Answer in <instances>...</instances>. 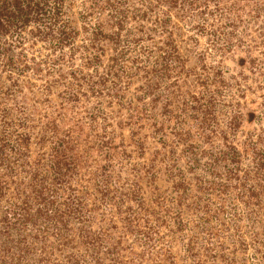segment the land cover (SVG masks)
Returning <instances> with one entry per match:
<instances>
[{"label":"rangeland","instance_id":"374dc122","mask_svg":"<svg viewBox=\"0 0 264 264\" xmlns=\"http://www.w3.org/2000/svg\"><path fill=\"white\" fill-rule=\"evenodd\" d=\"M65 5L74 37L63 53L28 28L22 49L10 37L0 49V138L29 137L21 157L2 151L0 219L26 198L40 219L24 231L38 240L20 264H264V0ZM21 50L18 75L7 64ZM64 138L62 180L82 209L63 213L61 181L38 213L29 175L51 187L52 147ZM232 152L254 196L241 199L233 179L230 191L208 185L226 182L233 166L219 159ZM66 225V239L54 236ZM2 226L0 264H15L17 235Z\"/></svg>","mask_w":264,"mask_h":264},{"label":"trees","instance_id":"16d2710c","mask_svg":"<svg viewBox=\"0 0 264 264\" xmlns=\"http://www.w3.org/2000/svg\"><path fill=\"white\" fill-rule=\"evenodd\" d=\"M65 1L66 0H0V49L3 50L5 46V41H3L4 37H10L11 42H6V44L10 47L11 51L20 48L22 49V45L26 41L25 37V31L28 29L32 30L31 33H34L37 37V40L45 41L47 42L51 47L57 48L58 51H62L66 45H72L73 43V37H74V31L73 27L70 25L68 20L65 18ZM27 33V32H26ZM63 53V51H62ZM26 53L19 51L16 56H13L14 58L8 57V64L7 67H11V71H13L15 74L23 75L28 69V66L25 69H20L19 65L22 67L24 66V62H26ZM62 55V54H61ZM60 56V55H59ZM59 56L56 57L59 59ZM63 57V55H62ZM3 58V56H0V60ZM61 58V57H60ZM10 77V76H9ZM15 126L19 127L18 124H14ZM53 130V129H52ZM4 138H0V164L3 165V158L4 155L2 151L7 150L9 152H13L16 157H21L23 155V150L26 149V146L29 143V137L26 133H15L13 132L12 135H1ZM9 136H13V139L11 142H9ZM7 137V138H6ZM73 140V139H72ZM65 141V142H64ZM70 142L64 139H58L55 140L54 144H57V146L52 147L53 154H51L50 157V165H48V169H51V172L53 174V171H55V175L51 177V187L43 186V179H40L37 177V175H33L32 173L29 175V181L33 180L35 187L32 189L33 196H34V205H36L35 211L40 213L41 207L45 204L43 203V193L44 191H50L54 192L53 184L60 183L63 181L65 183V186H63L61 189V193H64L66 191L65 195V206L64 214H67L69 216L70 213L74 214L73 216L77 215L78 209H82V195H79L75 192V189L70 187L68 182L66 180H62V175L66 174L67 171L70 170V168L64 167L63 169L60 166V156H64V151H61V147L63 149L69 148L66 147L67 144ZM74 144V142L72 141ZM25 146V147H24ZM223 153L222 161L229 160V163L232 164V168H226L225 173V181L224 183H214L212 184L209 182V186H211V190L219 189V192H222V190H229L231 189V186L229 187L227 182L230 183V180H236L238 184V195L241 199L247 198L248 196H254L255 188L254 185H248L246 180H240L239 178H236L240 172L243 173V171L239 170L237 167H235L234 164L238 163L236 161L237 155L236 153ZM78 155H76L77 157ZM259 157L260 155L257 154ZM256 157V158H258ZM64 158V157H63ZM78 158V157H77ZM239 158V157H238ZM261 158V157H259ZM258 158V160H259ZM8 160V158H5ZM14 161V159H13ZM18 159L13 163H23L24 161H18ZM72 161V160H71ZM217 161V160H216ZM215 161V164H216ZM71 164L73 166L77 167V163L72 161ZM211 165V164H210ZM210 165L205 166L206 169L212 172V174H216L215 167H211ZM8 165H6L7 168ZM5 167V166H4ZM47 168V165L44 166ZM262 167L256 168V170L261 174L263 169H260ZM9 169V167H8ZM64 171V173H62ZM257 173V172H255ZM258 175V173H257ZM59 180V182H58ZM6 183L4 181H0V198L2 197V192H4L6 189ZM29 185H32L29 182ZM69 185V186H67ZM264 183L260 185L259 187L263 189ZM245 191V192H244ZM248 193V196L245 195ZM258 199L260 201H263V197L260 198V192L258 193ZM244 195V196H243ZM61 196V195H60ZM231 196V194L229 195ZM256 196V195H255ZM17 200V199H16ZM23 205V202L21 201L18 204H15L13 202H8V207L6 210H4V214L1 217L0 221L2 222V231L11 232L12 230L15 231L17 237L15 241L17 242L18 247L14 246V250L12 251V259L13 257L16 259L15 264H20L21 260L26 253L29 254L32 252V245L34 244V240H38V234H32L30 235L28 233H25V230L33 229V225L30 223L40 222V219H38L36 214H31L29 209L26 207L28 204L27 200ZM77 212V213H76ZM1 216V215H0ZM43 220V219H42ZM30 222V223H29ZM55 223H57L55 221ZM58 224V223H57ZM34 230L39 231L38 228H34ZM41 233H46V231H42ZM47 234V233H46ZM40 244L42 247L40 248L42 252L48 247L45 245L48 239L43 234H40ZM54 236H59L60 240L66 239L67 236H69L67 225L63 229V233H59L58 231L54 232ZM2 237H0L1 239ZM50 246V245H49ZM43 258V255H40ZM35 262V263H33ZM70 262L69 264H73V261L70 259L68 260ZM45 261H43L41 258L36 259H28L26 263L22 264H44Z\"/></svg>","mask_w":264,"mask_h":264}]
</instances>
